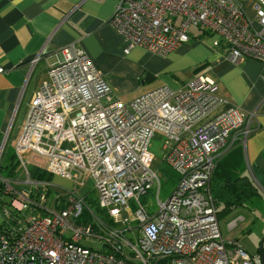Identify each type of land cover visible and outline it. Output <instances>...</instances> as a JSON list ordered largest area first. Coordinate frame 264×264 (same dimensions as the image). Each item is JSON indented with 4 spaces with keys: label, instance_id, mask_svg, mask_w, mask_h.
<instances>
[{
    "label": "built area",
    "instance_id": "1",
    "mask_svg": "<svg viewBox=\"0 0 264 264\" xmlns=\"http://www.w3.org/2000/svg\"><path fill=\"white\" fill-rule=\"evenodd\" d=\"M109 24L125 54L139 46L165 55L190 41L191 27L201 28L233 62L258 60L264 78V0H120ZM60 53L35 92L14 152L24 165L21 154L31 150L39 167L75 185L92 179L110 222L75 188L61 209L46 206L48 184L30 180L28 171V192H16L13 211L4 213L11 223L0 233V264H262L259 253L223 238L210 192L214 161L230 148V133L244 126V110L230 105L214 112L222 100L202 75L125 103L82 48L70 43ZM156 132L164 138L163 159L179 176L163 201L149 150ZM155 185L158 209L151 211L140 196ZM34 188L42 192L35 196ZM85 208L91 220L80 222Z\"/></svg>",
    "mask_w": 264,
    "mask_h": 264
},
{
    "label": "crops",
    "instance_id": "2",
    "mask_svg": "<svg viewBox=\"0 0 264 264\" xmlns=\"http://www.w3.org/2000/svg\"><path fill=\"white\" fill-rule=\"evenodd\" d=\"M119 1L0 0V162L6 139L15 126L21 127V133L28 107L41 82L47 79L50 66L61 59L60 51L64 46L74 43L101 72L113 97L121 101V96L132 97V100L162 86L183 88L186 79L192 76V68L204 67L199 75L213 80L216 94L222 100L214 112L235 105L245 113L244 126L230 133L228 143L231 146L215 159V165L219 161V167L227 176H247L258 189V197L264 199L262 64L250 57L233 62L227 51L213 45L216 36L201 28L196 32L190 29V41L165 55L139 46L125 54L122 36L109 24ZM37 56L33 64L32 60ZM246 127L250 132L244 136ZM13 153L14 149L10 161L17 157ZM24 163H17V167L8 171L4 181L0 182V226L6 208L13 211L10 202L15 193L28 192V161ZM6 183L10 190L6 189ZM56 197L55 194L51 206L45 202L46 206L52 207ZM59 205L57 209L65 203ZM242 210L249 211L247 207ZM236 214L245 221L241 213ZM218 221L220 225L219 218ZM234 221L235 217L227 220V232L233 229ZM259 227L262 229L264 222ZM221 233L226 237L222 230Z\"/></svg>",
    "mask_w": 264,
    "mask_h": 264
},
{
    "label": "rangeland",
    "instance_id": "3",
    "mask_svg": "<svg viewBox=\"0 0 264 264\" xmlns=\"http://www.w3.org/2000/svg\"><path fill=\"white\" fill-rule=\"evenodd\" d=\"M249 11L250 9V5ZM192 32L199 31L198 27H191ZM205 36L204 38H206ZM204 69V67L198 68V70H193L192 68V76H189L186 81L191 80L192 78L197 77L199 74H201ZM123 102L127 103L132 97L128 96H121L120 97ZM29 108V107H28ZM19 123V122H18ZM23 124V123H22ZM21 130V127L15 126V129H13L9 135V137L6 139L5 147L3 151V158L0 162V182L4 181V177L7 174V167L12 163H15L17 160L18 164L22 163L18 160L19 158H15L14 160H9L11 157V154L13 152L16 138ZM1 144V141H0ZM164 138L161 135V133L156 132L154 136L152 137L149 145V150L153 154V161L151 162V168L158 174L159 182H160V189L158 193V199L159 200H165L173 191L175 185L177 184L178 179V173L172 169L163 159L165 155V149H164ZM7 155V157H5ZM22 160L28 161L27 168L32 172H37V178L38 176H42V181L48 184V188L50 193L46 195V203L48 206H51V201L54 197V195H57V200H61L63 203L64 195L66 194V191H69L71 189H77L78 194L85 199L86 206L92 208L95 207V202H97V193L94 188V182L89 177H84L82 179L83 184H77L75 185L73 181L66 179L63 176H57L54 175L48 171H45L43 168L39 167L42 164V160L39 157H35L34 152L31 150H28V152H22ZM4 166V167H3ZM8 166V167H9ZM157 193V186L155 185L151 189L148 190L146 194H142L140 196V201L144 206H147L149 210L156 211L158 209V203L156 198ZM130 205L132 206V200H130ZM53 208L57 209V207L60 208V205L56 206L53 205ZM243 207H247L249 211L242 210ZM235 209V210H234ZM242 210V211H240ZM233 211V214H230ZM241 213L242 216L245 219V221H242L240 217L236 216V213ZM262 213H264V199L259 198L258 196L253 197L250 201L247 202V206H238L233 208L228 214L226 213H220L219 214V220H220V227L223 232V234L226 236L223 238L226 240L234 239L236 243L243 247L244 250L247 251L250 255H254L257 253L260 242L262 238L264 237V227L261 229L259 226L261 223L264 222V217L262 216ZM23 214H28V211H24ZM43 215H47L44 213ZM228 215V216H227ZM235 217V224L233 225V229L231 232L226 231V222L227 220ZM261 229V230H260ZM68 235L71 234L70 231L67 232ZM126 236L128 238H131V241L136 243L134 238V233L127 231ZM86 246H91L93 248H100L101 245L98 242L85 240L83 242Z\"/></svg>",
    "mask_w": 264,
    "mask_h": 264
},
{
    "label": "trees",
    "instance_id": "4",
    "mask_svg": "<svg viewBox=\"0 0 264 264\" xmlns=\"http://www.w3.org/2000/svg\"><path fill=\"white\" fill-rule=\"evenodd\" d=\"M196 70H198V68H196ZM13 154L14 156H16L15 152ZM263 155H264V150H263ZM17 165L18 164L16 160L15 163L10 164L9 167L7 166V172L15 169ZM219 166H220L219 161H217L216 165L214 166L211 179H210V192L214 200V205L216 207L217 217H219L220 213L228 214L235 207L245 206V203L250 201L253 197H256L259 195L258 189L256 188L255 184L247 176L239 175V174L234 177L227 176L225 174V170H223ZM29 172H30V178L32 180L34 181L43 180L41 179L42 178L41 175L38 176L37 178L38 173L36 171L33 172V175L30 170ZM178 179H179V176H178ZM33 191L35 193V196H37L40 192H42V189L34 188ZM45 191H46V195L50 193L48 187H45ZM60 202L61 200L58 201L56 198V201L53 203V205L58 206ZM6 209L8 210H5V211H9V212L12 211L10 210V207ZM93 211L96 216L101 217L106 222H110L105 211L99 207L98 201L95 202V207L93 208ZM90 220H91L90 212L87 208H85L82 213V219H80V222H89ZM8 223H11V222L9 221V218L5 217L3 223L0 226V233L3 232L7 228Z\"/></svg>",
    "mask_w": 264,
    "mask_h": 264
},
{
    "label": "water",
    "instance_id": "5",
    "mask_svg": "<svg viewBox=\"0 0 264 264\" xmlns=\"http://www.w3.org/2000/svg\"><path fill=\"white\" fill-rule=\"evenodd\" d=\"M148 75V74H147ZM263 242H264V237L262 238L260 245H259V253L262 258V264H264V251H263Z\"/></svg>",
    "mask_w": 264,
    "mask_h": 264
}]
</instances>
